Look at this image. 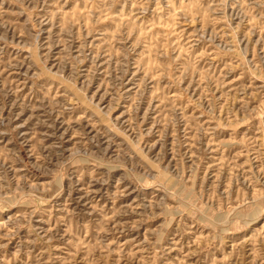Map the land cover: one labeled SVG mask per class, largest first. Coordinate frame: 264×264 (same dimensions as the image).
Here are the masks:
<instances>
[{
	"label": "rangeland",
	"instance_id": "rangeland-1",
	"mask_svg": "<svg viewBox=\"0 0 264 264\" xmlns=\"http://www.w3.org/2000/svg\"><path fill=\"white\" fill-rule=\"evenodd\" d=\"M0 264H264V0H0Z\"/></svg>",
	"mask_w": 264,
	"mask_h": 264
}]
</instances>
